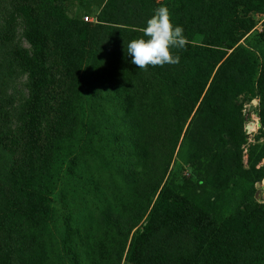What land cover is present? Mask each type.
I'll return each instance as SVG.
<instances>
[{
    "label": "trees",
    "instance_id": "trees-1",
    "mask_svg": "<svg viewBox=\"0 0 264 264\" xmlns=\"http://www.w3.org/2000/svg\"><path fill=\"white\" fill-rule=\"evenodd\" d=\"M62 1L0 0V43L14 33L10 5L30 46L11 49L29 80L20 126L14 135L0 128V155L21 160L15 171L23 172L15 199H0V264H99L92 230L82 249L70 240L56 256L48 243L54 201L79 194L86 156L144 197L116 232V264H264V206L255 195L264 148L242 165L245 105L257 102L264 129V32L247 36L264 0H170L164 6L189 43L174 50L179 64L148 71L131 63L127 45L142 37L157 0H106L94 25L69 18ZM86 70L92 93L81 99ZM99 135L107 151L116 147L112 157L93 145Z\"/></svg>",
    "mask_w": 264,
    "mask_h": 264
},
{
    "label": "rangeland",
    "instance_id": "rangeland-1",
    "mask_svg": "<svg viewBox=\"0 0 264 264\" xmlns=\"http://www.w3.org/2000/svg\"><path fill=\"white\" fill-rule=\"evenodd\" d=\"M59 2L62 0H58ZM106 0H63L62 6L68 17L78 21H83L84 16H88L90 25L98 23L97 15L99 9ZM158 6L170 3V0H157ZM8 19L12 16L15 20L14 33L11 41L7 44L0 43V128L6 134L14 135L21 123L24 107L29 98V80L27 73L17 66L11 56V49L15 46L30 50V46L25 39V25L22 18L11 8L10 5L4 11ZM2 9L0 8V28L4 25ZM254 25L248 35L264 32V12L253 15ZM3 31L0 30V35ZM243 43V40L241 41ZM87 71L81 79V99L92 93L89 90L90 78ZM257 102L252 101V108L248 119L244 123V132L247 136V143L242 147V165L248 168V156L251 150L253 157L260 155L264 148V129L260 127L258 114H256ZM108 111L114 114L118 111V103L115 99L110 100L107 106ZM104 135H99L93 140V145L106 152L108 157H112L116 152V147L107 151L104 145ZM11 154V152H10ZM21 161V160H20ZM14 160V164L5 160L4 155H0V199H15L16 188L21 185L22 171H15L20 164ZM181 161L176 153L173 157L172 167L174 170ZM128 165H134L132 157L127 159ZM83 168L87 180L82 186L79 194L65 202L55 199L56 217L51 232L48 235V243L54 249V253L62 254L63 250L69 251L70 240L82 249L84 231L92 230L97 241L101 244L98 251L99 264H116V259L112 251L113 241L117 239L118 230H122L128 224L133 212L141 203V199L136 192L133 194L131 188H138L127 182L124 176L116 169H104L90 156L83 159ZM264 171V158L255 166ZM135 165V172H138ZM12 172V174H10ZM186 174V173H185ZM259 187H255V195L258 203L264 206V177L259 182ZM142 187L144 185L142 184ZM144 199V197H141ZM68 231H67V230ZM97 262V263H98Z\"/></svg>",
    "mask_w": 264,
    "mask_h": 264
},
{
    "label": "clouds",
    "instance_id": "clouds-1",
    "mask_svg": "<svg viewBox=\"0 0 264 264\" xmlns=\"http://www.w3.org/2000/svg\"><path fill=\"white\" fill-rule=\"evenodd\" d=\"M171 16L168 7L156 8L146 26L140 29L142 37L128 43L127 54L132 58L131 63L138 69L148 71L149 66L179 64L180 56L175 54L174 50L186 49L189 41L183 27L175 25Z\"/></svg>",
    "mask_w": 264,
    "mask_h": 264
},
{
    "label": "built area",
    "instance_id": "built-area-1",
    "mask_svg": "<svg viewBox=\"0 0 264 264\" xmlns=\"http://www.w3.org/2000/svg\"><path fill=\"white\" fill-rule=\"evenodd\" d=\"M83 21H84V22H89L90 20H89L88 16H84V17H83Z\"/></svg>",
    "mask_w": 264,
    "mask_h": 264
},
{
    "label": "water",
    "instance_id": "water-1",
    "mask_svg": "<svg viewBox=\"0 0 264 264\" xmlns=\"http://www.w3.org/2000/svg\"><path fill=\"white\" fill-rule=\"evenodd\" d=\"M254 102H255V101H254ZM259 185H260L259 183H256L255 187H259Z\"/></svg>",
    "mask_w": 264,
    "mask_h": 264
}]
</instances>
